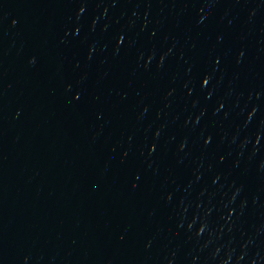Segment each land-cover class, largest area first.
<instances>
[{
  "label": "water",
  "instance_id": "1",
  "mask_svg": "<svg viewBox=\"0 0 264 264\" xmlns=\"http://www.w3.org/2000/svg\"><path fill=\"white\" fill-rule=\"evenodd\" d=\"M0 228L264 264V0H0Z\"/></svg>",
  "mask_w": 264,
  "mask_h": 264
}]
</instances>
